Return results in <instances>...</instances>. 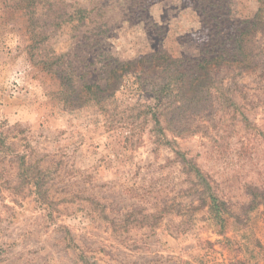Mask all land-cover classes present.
<instances>
[{"label": "rangeland", "instance_id": "1", "mask_svg": "<svg viewBox=\"0 0 264 264\" xmlns=\"http://www.w3.org/2000/svg\"><path fill=\"white\" fill-rule=\"evenodd\" d=\"M0 264H264V0H0Z\"/></svg>", "mask_w": 264, "mask_h": 264}, {"label": "trees", "instance_id": "2", "mask_svg": "<svg viewBox=\"0 0 264 264\" xmlns=\"http://www.w3.org/2000/svg\"><path fill=\"white\" fill-rule=\"evenodd\" d=\"M173 64H174V62H173ZM125 66V65H124ZM169 66H171V64L169 65ZM202 66V65H201ZM174 69H175V71H176V76H174V79H175V85H177L178 86V81L177 80H179L181 77H183V75H181L180 74V70L179 69H176L175 67H174ZM109 87H110V84L108 83L107 85H106V88L105 89H100V87H95L94 85H90V86H87L86 87V90L88 91V94H90V97H92V98H97L98 99V95L100 94H104V93H107L108 92V90H109ZM179 89L181 88L182 89V87H178ZM192 171H194L195 172V176L201 181V182H203V183H206L207 184V181L205 180V178L203 177V175H202V173H201V171L199 170V169H197V168H195V167H193L192 169H191ZM208 186V185H207ZM213 207H215L216 208V210H219V207H218V205L216 204V201H215V199H214V201H213Z\"/></svg>", "mask_w": 264, "mask_h": 264}]
</instances>
